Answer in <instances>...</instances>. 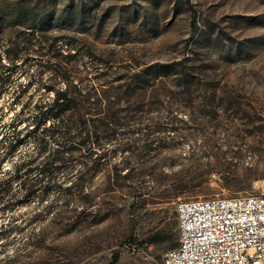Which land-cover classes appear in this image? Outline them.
<instances>
[{
  "label": "rangeland",
  "instance_id": "1",
  "mask_svg": "<svg viewBox=\"0 0 264 264\" xmlns=\"http://www.w3.org/2000/svg\"><path fill=\"white\" fill-rule=\"evenodd\" d=\"M37 42H62L63 56L91 61L88 75L105 73L110 89L152 63L177 65L139 91L141 101L126 103L141 106L129 129L160 134L131 137L122 186L88 205L19 191L12 210L0 214V224L19 226L0 238V264L14 255L11 264H110L115 254V264H161L178 243V202L264 193V0H0V54L18 51L0 91L2 122L20 107L12 97L33 73L21 70L36 58ZM37 89H28L34 99ZM158 92L159 102L148 103ZM33 150L23 141L4 169ZM120 156L109 159L110 177ZM105 174L94 172L82 192L100 195ZM137 186L142 194L133 198ZM128 242L146 248L131 254Z\"/></svg>",
  "mask_w": 264,
  "mask_h": 264
},
{
  "label": "trees",
  "instance_id": "2",
  "mask_svg": "<svg viewBox=\"0 0 264 264\" xmlns=\"http://www.w3.org/2000/svg\"><path fill=\"white\" fill-rule=\"evenodd\" d=\"M26 39L29 42L32 37ZM62 45V42L35 44L36 58L28 60L21 70L27 72L32 69L33 73L28 76L24 85L14 91L12 97L13 103L19 102L20 107L7 121H0L1 215L8 213L16 205L21 197L18 195L19 191H22V197H36L39 201L51 197L52 202L59 200L63 204L88 205L97 197H110L114 190L112 187H121L125 176H130L127 172L121 175L119 171L124 163L122 154L132 147L131 137L135 136L139 140L160 134L158 129H129L141 119V106L128 107L126 103H130V99L134 102H139V99L141 101L139 91H146L158 77L176 71V63H152L140 73L126 76L123 84L110 89L105 85V73L94 76V80L88 75L93 63L83 62L76 55L63 56L60 52ZM8 49L0 54V91L10 83L12 62L18 53H11ZM3 59H7V62ZM118 79L122 80L124 77ZM60 82L63 86L56 87ZM32 84H37L40 88L36 90V99L28 91ZM130 84L134 88H129ZM158 94L159 92L152 94L147 102H159ZM25 140L34 143V150L4 169L3 164L11 159ZM111 143L115 144L108 148ZM119 154L122 157L120 156L119 164L114 166L115 177H110L109 159ZM98 170L106 171L100 195L97 194L98 191L82 192L84 184L90 182L92 174ZM128 180L135 183L133 178ZM13 183L17 184L18 189L13 188ZM134 188L131 196L137 198L142 192L138 186ZM51 207L52 204L48 206V210ZM85 213L91 215L95 211ZM65 214L64 209L58 213ZM37 215L34 213L32 217ZM18 229L19 226L13 220L2 222L0 238L7 237ZM133 237L134 234L128 239L132 240ZM161 240L162 238H151L149 242ZM14 259L15 255L7 257V264H11ZM117 260L118 255L115 254L110 264H115Z\"/></svg>",
  "mask_w": 264,
  "mask_h": 264
},
{
  "label": "built area",
  "instance_id": "3",
  "mask_svg": "<svg viewBox=\"0 0 264 264\" xmlns=\"http://www.w3.org/2000/svg\"><path fill=\"white\" fill-rule=\"evenodd\" d=\"M176 219L178 243L161 264H264V193L183 200ZM124 248L136 254L146 245Z\"/></svg>",
  "mask_w": 264,
  "mask_h": 264
}]
</instances>
